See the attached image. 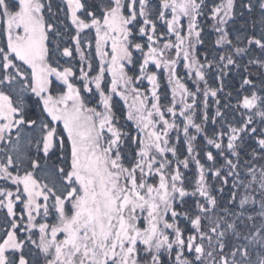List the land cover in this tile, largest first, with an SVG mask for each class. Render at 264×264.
Instances as JSON below:
<instances>
[{
    "label": "snow or ice",
    "instance_id": "1",
    "mask_svg": "<svg viewBox=\"0 0 264 264\" xmlns=\"http://www.w3.org/2000/svg\"><path fill=\"white\" fill-rule=\"evenodd\" d=\"M0 264H264V0H0Z\"/></svg>",
    "mask_w": 264,
    "mask_h": 264
},
{
    "label": "trees",
    "instance_id": "2",
    "mask_svg": "<svg viewBox=\"0 0 264 264\" xmlns=\"http://www.w3.org/2000/svg\"><path fill=\"white\" fill-rule=\"evenodd\" d=\"M162 90H163V85H162Z\"/></svg>",
    "mask_w": 264,
    "mask_h": 264
}]
</instances>
